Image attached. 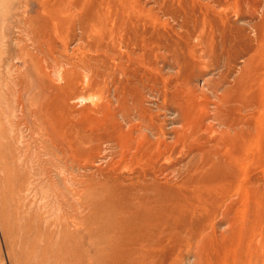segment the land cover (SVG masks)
<instances>
[{
	"label": "rangeland",
	"instance_id": "rangeland-1",
	"mask_svg": "<svg viewBox=\"0 0 264 264\" xmlns=\"http://www.w3.org/2000/svg\"><path fill=\"white\" fill-rule=\"evenodd\" d=\"M232 28L241 45L224 53ZM263 32L264 0H0V264H120L116 246L130 264H264ZM215 53L234 57L227 78L203 64ZM204 77L235 85L229 103L216 108L204 85L189 92ZM204 102L201 126L181 116ZM210 159L229 178L203 186ZM160 208L169 216L150 221Z\"/></svg>",
	"mask_w": 264,
	"mask_h": 264
},
{
	"label": "bare ground",
	"instance_id": "bare-ground-1",
	"mask_svg": "<svg viewBox=\"0 0 264 264\" xmlns=\"http://www.w3.org/2000/svg\"><path fill=\"white\" fill-rule=\"evenodd\" d=\"M103 19H104V18H103ZM262 26H263V25H262ZM216 28H217V27H216ZM236 28H237V27H236ZM232 29H234V30L229 29V30H227L226 32H224V31L222 30V31H223V34H225V35H222L221 38H223V40H224V37H223V36H225L226 42H229V43H228V48H225L226 50L229 49V48H230V49H231V48H238V47H240V45H241V42H240V41H242V40H240L239 37H238V36L241 37V35H242V34H240V31H239L240 29H235V28H232ZM219 30H220V29H219ZM215 31H216V30H215ZM215 31H214V32H215ZM217 32H218V31H217ZM215 33H216V32H215ZM219 33H221V31H220ZM263 33H264V32H263ZM219 35H221V34H219ZM237 35H238V36H237ZM190 37H191V36H190ZM235 37L237 38V41L235 40V39H236ZM260 37H262V36H260ZM230 38H231V39H230ZM234 38H235V39H234ZM243 38H244V37H243ZM233 39H234L235 41H234ZM217 40H219V39H217ZM223 40H222V41H223ZM224 41H225V40H224ZM226 42H225V43H226ZM226 44H227V43H226ZM220 45L223 46L221 43H220ZM220 45H219V46H220ZM215 46H216V45H215ZM224 47H225V46H224ZM218 48H220V47H218ZM242 48H243V47H242ZM220 49H221V48H220ZM230 49H229V50H230ZM249 49H250V48H249ZM188 50H189V49H188ZM218 50H219V49H218ZM226 50H225V52H224V51H223V52H224V53H226V52L228 53V50H227V51H226ZM242 50H243V49H242ZM181 51H182V50H181ZM192 51H193V50H192ZM207 51H208V50H207ZM212 51H213V54H214V50H212ZM216 51H217V49H216ZM234 51H235V50H234ZM186 52H187V51H186ZM236 52H237V51H236ZM243 52H244V51H243ZM187 53H188V52H187ZM220 53H221V51H220ZM220 53H219V54H220ZM224 53H223V54H224ZM189 54H190V52H189ZM213 54H212V55H213ZM235 54H236V53H235ZM239 54H240V53H239ZM239 54H238V55H239ZM187 55H188V54H187ZM193 55H194V54H193ZM215 55H216V53H215ZM236 55H237V54H236ZM238 55H237V56H238ZM188 56H189V55H188ZM216 56H217V55H216ZM216 56H215V58H213V57H211V59L208 58V62H203V64L206 63L205 65H207V66L210 67V68H211V66H213V68H216V67L219 68L220 66H222L223 69H225V71H222V72L225 74V75L223 76V78H224V77L227 78V76H229V73L231 74V72H229V71H230V70H229V69H230V65L227 66L228 63L230 62L228 59H231L230 57H232V58H234V57H233L232 53H229V54L226 56V57H227V61H228V63L225 62V61H226V57H225V61H224L225 64H224V63L222 64V60H223V59H219V57H220L219 55H218L219 57L217 56V58H216ZM190 57H191V55H190ZM196 57H197V56H196ZM222 57H223V55H222ZM222 57H221V58H222ZM235 57H236V56H235ZM184 58H185V57H184ZM184 58H182V60H183ZM192 58H193V57H192ZM192 58H191V59H192ZM223 58H224V57H223ZM188 59H189V58H188ZM236 59H237V57H236ZM182 60H181V61H182ZM185 60H186V59H184L183 61H185ZM192 60H194V59H192ZM220 60H221V62H220ZM231 60H232V59H231ZM174 61H175V60H174ZM178 61H179V60H178ZM178 61H177V63H178ZM181 61H180V62H181ZM194 61H195V60H194ZM194 61H192L193 63H190L191 61H189L190 64H189V65H186V66H189V67L191 66L190 68H192V70H193L194 68H196V67L199 68L198 63L196 64ZM231 62H232V61H231ZM185 63H186V62H185ZM187 63H188V60H187ZM207 63H209L211 66L208 65ZM226 63H227V64H226ZM149 64H150V63H149ZM178 64H180V63H178ZM220 64H222V65H220ZM229 64H231V63H229ZM232 64H233V63H232ZM151 66H152V64H151ZM214 66H216V67H214ZM231 66H232V65H231ZM236 66H237V65H236ZM178 67H179V66H178ZM181 67H182V66H181ZM163 68H164V67H163ZM182 68H183V67H182ZM187 68H188V67H187ZM198 68H197V69H198ZM218 68H216V69L218 70ZM202 69H203V68H202ZM219 69H220V68H219ZM167 70H168V69H167ZM178 70H180V67H179ZM192 70L189 69V71H185V74H187L186 76H188ZM198 70H200V69H198ZM204 70H205V69H204ZM181 72H182V71H179L177 74L180 75ZM183 72H184V71H183ZM183 72H182V73H183ZM195 72H196V69H195ZM218 72H219V71H218ZM220 72H221V71H220ZM222 72H221V75H222ZM191 73L193 74V73H194V70H193V72H191ZM98 74H99V73H98ZM246 74H247V73H246ZM246 74H245V75H246ZM159 75H160V74H159ZM180 76H181V75H180ZM182 76H183V75H182ZM195 76H196V74H195ZM206 76H207V75H206ZM216 76H217V75H216ZM233 76H234V75H233ZM243 76H244V75H243ZM189 77H190V75H189ZM189 77H188V78H189ZM193 77H194V75H193ZM209 77H211V76H209ZM209 77H206V78L204 77V79H203V81H202V85H200V86H198V85L195 86V85L193 84L194 86H192V88L189 89V92H190L191 90H192L193 92H196V93H197V91H200V92L203 94V92H204L203 89L206 87L207 89H210V90H211V93L214 94V95L216 96V97H215V96L213 95V96H214V98H213L214 100H213V101H216V100H217L216 102L219 103L218 105H215L216 108H217V106H218V107L223 106V104H224L223 102H224V101H226L225 103H229V101L231 100V97L234 96V95H233V91H231L230 89H235V85H234L233 88H230V87H229V88H225V87L223 86L225 82H224L223 84H222V83L220 84V83H219L220 81H219V82H216V81L214 80L215 78L212 79V78H209ZM218 77H219V76H218ZM247 77H248V76H247ZM18 78H20V77H18ZM176 78H177V77H176ZM191 78H192V76H191ZM191 78H190V80H191ZM194 78H195V77H194ZM248 78H249V77H248ZM152 79H153V78H152ZM192 79H193V78H192ZM220 79H222L221 76H220ZM241 79H245V78H242V77H241ZM20 80H21V79H19V81H20ZM175 80H176V79H175ZM180 80H181V79H180ZM187 80H189V79H187ZM190 80L188 81L189 84H190ZM217 80H219V79H217ZM224 80H226V79H224ZM234 80H235V78H234ZM236 80L240 81V79H236ZM245 80H246V79H245ZM147 81H148V80H147ZM57 82H58V81H57ZM182 82H183V81H182ZM186 82H187V81H186ZM242 82H243V81H240V83H242ZM244 82H245V81H244ZM157 83H158V82H157ZM174 83H175V82H174ZM184 83H185V82H184ZM235 83H236V82H235ZM165 84H166V83H165ZM171 84H172V83H171ZM175 84H176V83H175ZM185 84H187V83H185ZM189 84H188V86L191 87V85H189ZM225 84H226V83H225ZM244 84H245V83H244ZM244 84H243V85H244ZM246 84H247V83H246ZM203 85H204L205 87H203ZM237 85H238V84H236V86H237ZM186 86H187V85H186ZM225 86H226V85H225ZM239 86H242V85L239 84ZM243 87H244V86H243ZM180 88H181V87H180ZM167 89H169V88H167ZM187 89H188V88H187ZM224 89L226 90V93H225L226 96L224 97L223 94L218 95V94H219L218 92H221V91L224 90ZM237 89H238V91H239V87H237ZM244 89H245V87H244ZM154 90H155V89H154ZM160 90H161V89H160ZM183 91H184V90H183ZM227 91H229V93L232 92L231 95H228ZM230 91H231V92H230ZM238 91L236 90L235 92H238ZM165 92H166V91H165ZM169 92H170V91H169ZM174 92H175V91H174ZM187 92H188V90H186V93H187ZM224 92H225V91H224ZM149 93H150V92H149ZM205 93H206V92H205ZM217 93H218V94H217ZM222 93H223V92H222ZM241 93H242V89H241ZM187 94H188V93H187ZM199 94H200V93H199ZM235 94H236V93H235ZM239 94H240V93H238V95H239ZM238 95H237V96L235 95V97H236V98H237V97L239 98ZM173 96H174V97H173ZM191 96H192V95H191ZM240 96H241V94H240ZM145 97H146V96H145ZM149 97H150V96H149ZM172 97L174 98V99H172L173 102H176V103H177V101H179V100L181 101V99L184 97V92H180V93H178V94L176 93V97H175V95L173 94ZM172 97H171V98H172ZM192 97H193V96H192ZM209 97H210V96H209ZM235 97H233V98H235ZM17 98H18V97H17ZM155 98H156V97H155ZM224 98H225V99H224ZM233 98H232V99H233ZM186 99H187V98H186ZM190 99H191V98H190ZM174 100H175V101H174ZM182 100H183V99H182ZM187 100H189V99H187ZM191 100H192V99H191ZM237 100H238V99H237ZM240 100H241V99H240ZM169 101L171 102L170 99H169ZM183 101H184V100H183ZM183 101H182V102H183ZM197 101H198V100H197ZM199 101H200V100H199ZM205 101H206V100H205ZM233 101H234V100H233ZM182 102H180V104H181ZM186 102H187V101H186ZM210 102H211V100H210ZM231 102H232V101H231ZM236 102H237V101H236ZM242 102H244V101H242ZM118 103H119V102H118ZM222 103H223V104H222ZM177 104H179V103H177ZM184 104H185V103H184ZM193 104H194V103H193ZM230 104H232V103H230ZM230 104H229V106H230ZM233 104H234V103H233ZM237 104H238V103H237ZM246 104H247V103H246ZM118 105H119V104H118ZM170 105H171V103H170ZM175 105H176V104H175ZM224 105H225V104H224ZM235 105H236V104H235ZM247 105H248V104H247ZM171 106H172V105H171ZM173 106H174V103H173ZM183 106H184V105H183ZM215 106H214V107H215ZM208 107H209V102H204V103H202V104L200 103L199 105H197V104L195 103V105L190 104V106H188V107H183V108H182V107H179L180 109H182V111L180 110L179 112H181V116H182V115L185 116V119H186V120H190L189 123L194 122V123L197 124V126H201L202 124H204V121L206 120V118H209V117H211V115H212V114H211V115L209 114V112H208ZM211 107H212V106H211ZM224 107H225V106H224ZM234 107H235V106H234ZM234 107H233V108H234ZM121 109H122V108H121ZM214 109H215V108H214ZM219 109H220V108H219ZM224 109H225V108H224ZM235 109H236V108H235ZM238 109H239V108H238ZM177 110H178V107H177ZM177 110H176V111H177ZM215 110L217 111V109H215ZM231 110H232V109H231ZM240 110H242V108H240ZM135 111H136V110H135ZM211 111H212V110H211ZM211 111H210V112H211ZM232 111H233V110H232ZM235 111H236V110H235ZM242 111H243V110H242ZM242 111H241V112H242ZM138 112H139V111H138ZM177 112H178V111H177ZM221 112H222V111H221ZM233 112H234V111H233ZM238 112H239V111H238ZM141 113H142V112H141ZM217 113H218V112H217ZM226 113H227V111H226ZM126 114H127V113H126ZM126 114H125V115H126ZM177 114L180 115V113H177ZM218 114H219V113H218ZM218 114H217V115H218ZM221 114H222V113H221ZM127 115H128V114H127ZM150 115H151V114H150ZM232 115H233V114H232ZM67 116H68V115H67ZM146 116H147V115H146ZM220 116H221V115H220ZM236 116H237V115H236ZM236 116H235V117H236ZM144 117H145V114H144ZM144 117H143V118H144ZM144 119H145V118H144ZM185 119H184V120H185ZM225 119H226V118H225ZM138 120H139V119H138ZM142 120H143V119H142ZM153 120H154V119H153ZM210 120H211V119H210ZM143 121H144V120H143ZM220 122H221V121H220ZM152 123H153V122H152ZM222 123H223V122H222ZM222 123H221V124H222ZM148 124H150V123H148ZM142 125H144V124H142ZM218 125H219V124H218ZM138 126H139V125H138ZM209 126H211V125H209ZM220 126L223 127L222 125H220ZM146 127H147V126H146ZM153 127H155V126H153ZM156 127H157V126H156ZM185 127H186V126H185ZM206 127H207V126H206ZM216 128H217V127H216ZM226 128H227V127H226ZM229 128H230V127H229ZM158 129H159V128H158ZM219 129H220V128H219ZM232 129H233V128H232ZM228 130H229V129H228ZM238 130H239V129H238ZM241 130H242V129H241ZM162 131H163V130H162ZM224 131H225V130H224ZM154 132H155V131H154ZM156 132H157V131H156ZM233 132H234V131H233ZM150 134H152V133H150ZM161 134H162V133H161ZM115 135H116V134H115ZM144 135H145V134H144ZM237 135H238V133H237ZM241 135H242V134H241ZM112 136H114V135H112ZM192 136H194V134H193ZM115 137H116V136H115ZM243 137H244V136H243ZM108 138H110V137H108ZM121 138H122V137H121ZM128 138H129V137H128ZM101 139H102V138H101ZM112 139H113V137H112ZM115 140H116V139H115ZM120 141H121V140H120ZM68 142H69V141H68ZM184 142H185V141H184ZM183 144H184V143H183ZM148 145H149V144H148ZM148 145H147V146H148ZM117 153H118V152H117ZM207 154H208V153H207ZM205 155H206V154H205ZM212 155H213V154H212ZM207 156H209V155H207ZM207 156H204V157H207ZM216 156H217V154H216ZM216 156H215V157H216ZM91 157H92V156H91ZM177 157H178V156H177ZM193 157H194V156H193ZM210 157H211V156H210ZM210 157H207V159L210 158ZM194 158H195V157H194ZM196 158H197V157H196ZM205 159H206V158H205ZM195 160H196V159H195ZM202 160H203V159H202ZM202 160H201V161H202ZM208 160H209V159H208ZM210 160H211V159H210ZM94 161H95V160H94ZM201 161H200V163H202ZM211 161H212V160H211ZM211 161H210V162H211ZM218 161H219V163H214V162H216V161H214V162L212 161L213 163H212L211 170L209 169L210 167L208 168L209 171H211V173H209L208 175H206V176H207L206 178L204 177L206 180H203L204 178L201 177V174L204 173V172L202 171L203 169H201L202 173L200 174L199 177L195 176V174L188 173V174H190V177H191V175H194V176H195V177H192L193 179L189 177L190 179L193 180L192 184L195 182V180H197V178H199V181L203 178L202 180H203V182H205V183H203V186H204V185L206 184V182H210L209 180H211V181H212V180L215 181V180H214L215 176H217V175H219V174H220V175H219V178H220V179H221V176H222L224 179L227 180V178H229V177H228V176L225 177V175H223V172H225V171H223V172H220V171H219V172H218V169L222 167V166H220V164H221V162H222V159H221V162H220L219 159H218ZM218 161H217V162H218ZM223 161H224V160H223ZM197 162H198V161H197ZM206 162H209V161H206ZM188 163H189V162H188ZM190 163H191V161H190ZM190 163H189V164H190ZM203 163H204V162H203ZM203 163H202V164H203ZM224 163H225V165H226L227 162L224 161ZM192 164H193V161H192ZM192 164H191V166H192ZM194 164H195V161H194ZM194 164H193V166H195ZM197 164H199V162H198ZM222 164H223V162H222ZM222 164H221V165H222ZM187 165H188V164H187ZM204 165L206 166V164H204ZM204 165H203V166H204ZM209 165H210V164H209ZM189 166H190V165H189ZM205 166H204V168H205ZM187 167H188V166H187ZM199 167H200V164H199ZM225 167H226V166H224V168H225ZM181 168L183 169V168H185V167H181ZM189 168L191 169V167H189ZM193 168H194V167H193ZM200 168H201V167H200ZM215 168H216V169H215ZM217 168H218V169H217ZM224 168H223V170H226V169H224ZM171 169H172V168H171ZM175 169H176V168H175ZM175 169H174V170H175ZM186 169H188V168H186ZM186 169H185V172H186ZM212 169H214V170H212ZM221 169H222V168H221ZM197 170H198V168H197ZM198 171H200V169H199ZM216 171H217V172H216ZM161 172H162V171H161ZM195 172H197V171H195ZM205 172H206V171H205ZM228 172H229V171H228ZM162 173H163V172H162ZM182 173H183V170H182ZM192 173H193V171H192ZM217 173H218V174H217ZM225 173H226V172H225ZM180 174H181V173H180ZM184 174H185V173H184ZM221 174H222V175H221ZM159 175H160V174H159ZM159 175H157V176H159ZM165 175H166V174H164V176H165ZM170 175H171V174H170ZM226 175H229V173H227ZM232 175H234V174L232 173ZM204 176H205V173H204ZM161 177H163V176H161ZM165 177H166V176H165ZM187 177H188V176H186V177H184V178H186V180H187ZM196 177H197V178H196ZM200 177H201V179H200ZM231 177H232V176H231ZM136 178H137V177H136ZM148 178H149V177H148ZM151 178H152V177H151ZM223 178H222V179H223ZM128 179H129V178H128ZM152 179H153V178H152ZM155 179H156V178H155ZM164 179H165V178H164ZM190 179H189V182L191 181ZM130 180H131V179H130ZM137 180H138V179H137ZM137 180H136V181H137ZM147 180H148V179H147ZM149 180H150V179H149ZM184 180H185V179H184ZM151 181H152V180H151ZM166 181H167V180H166ZM197 181H198V180H197ZM220 181H221V180H220ZM83 182H84V181H83ZM128 182H129V181H128ZM138 182H139V181H138ZM155 182H157V181H154V183H155ZM185 182H186V181H185ZM185 182H183V183H185ZM189 182H188V184L191 185ZM201 182H202V181H201ZM217 182H218V181H217ZM231 182H232V181H231ZM149 183H150V182H149ZM149 183L147 182V186H148ZM154 183H153V184H154ZM186 183H187V182H186ZM186 183H185V184H186ZM195 183H196V182H195ZM212 183H213V182H212ZM215 183H216V182H215ZM215 183H214V184H215ZM83 184H84V183H83ZM140 184H141V183H139V186H140ZM142 184H144V182H143ZM198 184H200V183L198 182L197 185H198ZM208 184H209V183H208ZM87 185H88V184H87ZM91 185H92V184H91ZM124 185H125V184H124ZM132 185H133V183H132ZM150 185H152V183H150ZM154 185H155V184H154ZM194 185H195V184H194ZM194 185H193V186H194ZM201 185H202V184H201ZM206 185H207V184H206ZM226 185H227V184H226ZM89 186H90V185H89ZM92 186H93V185H92ZM95 186H96V185H95ZM144 186H146V184H145ZM161 186H162V185H161ZM186 186H187V185H186ZM198 186H199V185H198ZM210 186H212V185H210ZM86 187H88V186H86ZM86 187H85V188H86ZM148 187H149V186H148ZM151 187H152V186H151ZM153 187H155V186H153ZM200 187H201V186H200ZM85 188H84V189H85ZM96 188H97V187H96ZM98 188H99V187H98ZM103 188H104V187H103ZM115 188H116V187H115ZM144 188H146V187H144ZM155 188H156V187H155ZM158 188H159V187H158ZM163 188H165V187H163ZM163 188H162V190H163V192L165 191V195H168L169 193H167V192H170V191H167V192H166V190H167L166 188H167V187H166L165 189H163ZM189 188H190V187H188V189H189ZM196 188H197V187H196ZM213 188H214V187H213ZM82 189H83V188H82ZM88 189H90V188H88ZM88 189L86 188L85 191H87ZM191 189H192V188H191ZM202 189H203V188H202ZM206 189H207V186H206ZM208 189H210V188L208 187ZM225 189H226V188H225ZM116 190H118V189H116ZM156 190H157V188H156ZM199 190H200V189H199ZM199 190H198V191H199ZM204 190H205V189H204ZM223 190H224V188H223ZM54 191H56V190H54ZM79 191H80V190H79ZM82 191H84V190H82ZM113 191H115V190L113 189ZM120 191H121V190H120ZM150 191H151V190H150ZM158 191H160V189H158ZM158 191H157V192H158ZM221 191H222V190H221ZM56 192H57V191H56ZM135 192H137V191H135ZM145 192H146V191H145ZM81 193H82V192H79L78 194L80 195ZM114 193H115V192H114ZM132 193H134V191H133ZM139 193H141V191H140ZM143 193H144V192H143ZM151 193H152V192H151ZM166 193H167V194H166ZM212 193H213V192H212ZM58 194H59V193H58ZM82 194H83V193H82ZM134 194H135V193H134ZM176 194H177V193H176ZM185 194H186V193H185ZM55 195H56V194H55ZM132 195H133V194H132ZM132 195H130V196L127 195V196H129V197L131 198ZM151 195H152V194H151ZM173 195H174V194H171V195H168V196L171 197V196H173ZM178 195H179V194H178ZM195 195H196V194H195ZM212 195H213V194H212ZM81 196H82V195H81ZM144 196H145V195H144ZM159 196H160V194H159ZM163 196H164V195H163ZM182 196H184V195H182ZM185 196H186V195H185ZM235 196H236V195H235ZM140 197H141V196H140ZM148 197H149V196H148ZM153 197H155L154 194H153ZM173 197H174V196H173ZM178 197H179V196H177V199H178ZM203 197H204V196H203ZM216 197H217V196H216ZM175 198H176V195H175ZM185 198H186V197H185ZM111 199H112V198H111ZM131 199H132V198H131ZM131 199H130V201H131ZM197 199H198V198H197ZM212 199H213V198H212ZM134 200H135V199H133V201H134ZM137 200H138V199H137ZM144 200H145V199H144ZM154 200H155V199H154ZM178 200H179V199H178ZM178 200L176 201V199H173L175 208H176V206L178 207V205H179V203H178V205H177L175 202H181V200H180V201H178ZM210 200H211V199H210ZM130 201H129V202H130ZM155 201H156V200H155ZM162 201H163V199H162ZM171 201H172V199H171ZM173 201H172V202H170V201L168 202V201H167L166 203H168V206L170 207L171 204L173 203ZM189 201H190V200H189ZM193 201L195 202V200H193ZM196 201H197V200H196ZM205 201H206V200H205ZM208 201H209V200H208ZM137 202H138V201H137ZM137 202H136V203H137ZM152 202H153V201H152ZM160 202H161V201H160ZM160 202L157 203V204H160ZM199 202H200V201H199ZM199 202H198V203H199ZM130 203H133V202L131 201ZM130 203H129V204H130ZM134 203H135V201H134ZM140 203H141V202H140ZM155 203H156V202H155ZM169 203H170V205H169ZM187 203H188V202H187ZM202 203H203V202H202ZM205 203H206V202H205ZM209 203H210V202H209ZM141 204H147V203L142 202ZM163 204H164V206H165V203H163ZM175 204H176V205H175ZM182 204H183V203L181 202V205H182ZM195 204H197V202H196ZM207 204H208V203H207ZM124 205H125V203H124ZM126 205H127V204H126ZM130 205H131V204H130ZM172 205H173V204H172ZM181 205H179V206H181ZM184 205H185V203H184ZM198 205H199V204H198ZM202 205H203V204H202ZM202 205H201V206H202ZM127 206L129 207V205H127ZM142 206H143V205H142ZM152 206H155V205H151V207H152ZM157 206H158V205H157ZM159 206H160V205H159ZM166 206H167V204H166ZM174 206H173V207H174ZM131 207H132V206H130L129 209H132V208L134 209L135 205H134V207H132V208H131ZM136 207H137V208H140L139 205L136 206ZM144 207H145V208L147 207V209H145V210L148 211V207H149V206H146V205H145ZM169 207H166V208H168L169 210H171L172 208L170 209ZM189 207H190V206H189ZM192 207H194V206H192ZM137 208H135V210H136ZM158 208H159V207H158ZM161 208H165V207H162V206H161ZM161 208H160V209H161ZM179 208H180V207H179ZM115 209H116V208H115ZM140 209L142 210V207H141ZM153 209H154V208H153ZM160 209H157V211H159ZM193 209H194V208H193ZM124 210H125V209H124ZM126 210H127V208H126ZM135 210H132V211H134V213H132V214H135V215H136V214H138V213H137V210H136V211H135ZM141 210H140V211H141ZM145 210L143 209V211H145ZM150 210H151V209H150ZM150 210H149V213L152 212V210H151V211H150ZM176 210L178 211V209H176ZM117 211H118V210H117ZM153 211H154V210H153ZM181 211H182V210H181ZM181 211L179 212V214L183 212V211H182V212H181ZM125 212H126V211H125ZM125 212H124V213H125ZM135 212H136V213H135ZM138 212H139V209H138ZM141 212H142V211H141ZM155 212H156V211H155ZM162 212L164 213V211H162V209H161V211H160V216H158V217H155V216L152 217V216H151L152 219L150 218L151 220H150V219H149V220L152 221L153 218H154V219H155V218H158V220L156 219V220H153V221H159V218H160V217H163V216H161V215H165V214H163ZM169 212H170V211H169ZM171 212H172V210H171ZM161 213H162V214H161ZM176 213H177V212H176ZM121 214H122V213H121ZM125 214L127 215V213H125ZM143 214H144V213H143ZM146 214H147V213H146ZM155 214H159V212H158V213H155ZM179 214H178V215H179ZM139 215H140V214H139ZM139 215H138V216H139ZM147 215H148V214H147ZM147 215H146V217L149 218V216H147ZM182 215H183V213H182ZM182 215H180V216H182ZM103 216H104V215H103ZM123 216H124V215H123ZM140 216H141V215H140ZM165 216H169V215H165ZM131 217H132V216H131ZM144 217H145V216L143 215L141 219L144 220ZM167 218H169V217H167ZM170 218H173V217H170ZM178 218H179V217H178ZM181 218H182V217H181ZM181 218H179V219H181ZM111 219H112V218H111ZM138 219H140V218L138 217ZM145 219H146V218H145ZM118 220L120 221L119 217H118V219H116V222H117V223H118ZM122 220H123V219H122ZM127 220L129 221V219H127ZM146 220H147V219H146ZM149 220H148V221H149ZM168 220H169V219H168ZM168 220H166V221H168ZM175 220H176V219H175ZM133 221H135V220H133ZM133 221H132V222H133ZM153 221H152V222H153ZM170 221H172V220H170ZM170 221H168V222H166V223H170V224L172 225L173 221H172V223H171ZM231 221H232V220H231ZM120 222H124V221H120ZM160 222H164V220H162V218H160ZM160 222H159V223H160ZM135 223H136V222H135ZM141 223H142V222H141ZM144 223H145V221H144ZM166 223H165V224H166ZM110 224H112V220H111V222L109 223V226H110ZM126 224H127V223H126ZM128 224H129L128 226H130V223H128ZM148 224H152V223H148ZM148 224H147L146 226L151 227V225L149 226ZM160 224H161V223H160ZM162 224H163V223H162ZM165 224H163L164 227H165ZM170 224H169V226H170ZM182 224H183V223H182ZM123 225H125V224H123ZM134 225H135V224H134ZM134 225H133V226L131 225V226L133 227V230L135 231V229H134V228H135ZM138 225L140 226L141 224H137V225H135L136 228H137ZM163 225H162V226H163ZM167 225H168V224H167ZM174 225H175V223H174ZM131 226H130V227H131ZM139 226H138V227H139ZM146 226H144V227H146ZM162 226H161V227H162ZM172 226H173V225H172ZM172 226H170V227H171L170 229H172ZM176 226H177V225H176ZM179 226H180V225H179ZM179 226H177V227L179 228ZM183 226H184V225H182V227H183ZM119 227H120V226H119ZM121 227L124 228L125 226H124V227L121 226ZM121 227H120V231H121ZM132 227H131V228H132ZM141 227H143V226L141 225ZM141 227H140V228H141ZM184 227H185V226H184ZM112 228H114V226H113ZM115 228H116V226H115ZM125 228H126V227H125ZM152 228H153V226H152L150 229H152ZM162 228H163V227H162ZM166 228H168V227L166 226ZM166 228H165V229H166ZM174 228H175V227H174ZM138 229H139V228H138ZM138 229H137V231H138ZM143 229L145 230V228H143ZM143 229H142V230H143ZM154 229H155V226H154ZM176 229H177V228H176ZM176 229H174V231H178V230H176ZM181 229H182V228L179 229V232L181 231ZM114 230H115V229H114ZM118 230H119V229H118ZM123 230H125V229H123ZM128 230H129V229H128ZM144 230H143V231H144ZM146 230H147V227H146ZM146 230H145V231H146ZM148 230H149V229H148ZM166 230H167V229H166ZM168 230H169V229H168ZM116 231H117V230H116ZM120 231H118V232H120ZM126 231H127V230H126ZM130 231H131V230H130ZM145 231H144V232H145ZM169 231L172 232V230H169ZM174 231H173V232H174ZM118 232H116L117 235H118ZM122 232H123V231H122ZM140 232H141V231H140ZM156 232H157V231H156ZM156 232H155V233H156ZM179 232H178V233H179ZM108 233H109V230L107 231V234H108ZM120 233H121V232H120ZM125 233H126V232H125ZM127 233H128V231H127ZM148 233H150V232H148ZM152 233H154V232H152ZM157 233H158V232H157ZM157 233L155 234L156 237H157ZM159 233H160V232H159ZM131 234H132V232H131ZM131 234H130V232L128 233V235H131ZM161 234H162V233H161ZM161 234H160V236H162ZM164 234H165V232H164ZM164 234H163V235H164ZM123 235H125V234L122 233V236H123ZM134 235H136V234H134ZM152 235H153V234H152ZM106 236H107V235H106ZM119 236H120V234H119ZM131 236H133V235H131ZM131 236H129V238H130ZM137 236L139 237V235H137ZM168 236H169V235H168ZM133 237H134V236H133ZM135 237H136V236H135ZM135 237H134V239H136ZM163 237H164V236H162V238H163ZM126 238H127V236H126ZM139 238H140V237H139ZM158 238H159V235H158ZM105 239H106V238H105ZM110 239H111V238H110ZM110 239H109V240H110ZM121 239H122V238H121ZM123 239H124V238H123ZM123 239H122V240H123ZM132 239H133V238H132ZM134 239H133V240H134ZM140 239H141V238H140ZM144 239H145V237L143 236V240H144ZM152 239H153V238H152ZM168 239H169V238H168ZM106 240H107V239H106ZM109 240H107V241H109ZM127 240H128L127 242H129V239H127ZM137 240H139V239L137 238ZM141 240H142V239H141ZM111 241H112V239H111ZM123 241H125V239H124ZM130 241H131V238H130ZM152 241H153V240H152ZM127 242H126V243H127ZM136 242H138V241H136ZM136 242L134 243V245L136 244ZM139 242H141V241H139ZM145 242H146V241H145ZM145 242H144V243H145ZM147 242H148V241H147ZM154 242H155V241H153L152 244H154ZM156 242H157V241H156ZM158 242H159V241H158ZM160 242H161V241H160ZM109 243L111 244L110 241H109ZM112 243H113V242H112ZM118 243H119V242H118ZM141 243H143V242H141ZM119 244H120V243H119ZM159 244H161V243H159ZM112 245L114 246V244H112ZM112 245H111V246H112ZM115 245H117V244L115 243ZM121 245H122V244H121ZM131 245H133L132 242H131ZM142 245H143V244H142ZM146 245H147V244H146ZM146 245H145V246H146ZM107 246H108V244H107ZM111 246H110V247H111ZM135 246H137V245H135ZM140 246H141V244H140ZM140 246H138L137 248H139ZM143 246H144V245H143ZM63 247H64V246H62L61 248H63ZM116 247H117V246H116ZM116 247H114L115 249H112L113 256H114V257H118L119 259H121V261H120L121 263H120V264H128V263H129V260H127V256H125L126 259L123 258L124 255H122V253H123L124 251L122 252V250L120 249L121 246H120L119 248L117 247V249H116ZM123 247H124V246H123ZM123 247H122V248H123ZM131 247H132V246H131ZM160 247H161V246H160ZM124 248H125V247H124ZM124 248H123V250H124ZM143 248H144V247H143ZM143 248H142V246H141V249H143ZM147 248H148V245H147ZM149 248H150V247H149ZM64 249H65V248H64ZM141 249H140V250H141ZM144 249H145V248H144ZM144 249H143V251H146V249H145V250H144ZM62 250H63V249H62ZM62 250H61V251H62ZM65 250H66V249H65ZM65 250H64V251H65ZM148 250L150 251V249H148ZM148 250H147V253H150V252H148ZM64 251H63V252H64ZM70 251H71V250H70ZM70 251H68V252L70 253ZM126 251H127V248H126ZM171 251H172V250H171ZM59 252H60V251H59ZM66 252H67V251H66ZM68 252H67V253H64V254H68ZM121 252H122V253H121ZM152 252H153V251H152ZM131 253L133 254V251H132ZM126 254L129 255L130 252L128 251V253L126 252ZM126 254H125V255H126ZM132 254H130V256H131ZM144 254H146V253H144ZM154 254H155V253H154ZM164 254H165V253H164ZM68 255H69V254H68ZM134 255H135V254H134ZM134 255H133V257L136 256V255H135V256H134ZM152 255H153V254H152ZM155 255H156V254H155ZM167 255H169V254H167ZM171 255H172V254H171ZM65 256H66V255H65ZM70 256H71V255H70ZM111 256H112V255H111ZM130 256H129V257H130ZM145 256H146V255H145ZM147 256H148V255H147ZM149 256H150V254H149ZM160 256H163V255H159L158 258H159ZM136 257L138 258V256H136ZM136 257H135V258H136ZM156 257H157V256H156ZM156 257H154V258H156ZM66 258H67V257H66ZM68 258H70V257H68ZM130 258H131V257H130ZM130 258H129V259H130ZM137 258H136V260H137L138 263L136 262V260H135V261H132V260H133L132 258H131L130 260H131V262H136V263H133V264H147V263H146L147 261L145 260V257H144V260H143L142 257H140V258L142 259V262H140V261H139L140 259H137ZM146 258H147V257H146ZM148 258H149V257H148ZM148 258H147V260H148ZM150 258H151V257H150ZM150 258H149V260H150ZM154 258H152V260H153ZM158 258H157L156 260L161 261L160 258H159V259H158ZM161 258H162V257H161ZM163 258H164V257H163ZM167 258H168V256L166 257V259H167ZM166 259H165V261H166ZM126 260H127V263H125ZM149 260H148V262H149ZM163 260H164V259H162V261H163ZM60 261H61V260H60ZM67 261H68V259H67ZM67 261H66V262H67ZM71 261H72V260H71ZM71 261L69 260L68 262H71ZM145 261H146V262H145ZM153 261H155V260H153ZM159 261H157V262H159ZM150 262H151V260H150ZM163 262H164V261H163ZM65 264H66V263H65ZM67 264H68V263H67ZM110 264H112V263H110ZM129 264H130V263H129ZM131 264H132V263H131ZM149 264H150V263H149ZM158 264H159V263H158ZM160 264H162V262H161Z\"/></svg>",
	"mask_w": 264,
	"mask_h": 264
}]
</instances>
